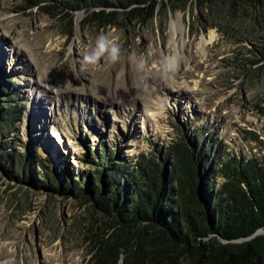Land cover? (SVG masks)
Returning <instances> with one entry per match:
<instances>
[{
    "label": "rangeland",
    "instance_id": "rangeland-1",
    "mask_svg": "<svg viewBox=\"0 0 264 264\" xmlns=\"http://www.w3.org/2000/svg\"><path fill=\"white\" fill-rule=\"evenodd\" d=\"M210 1L158 0L153 15L133 4L100 19L92 11L114 9L0 0V67L20 111L2 142L46 158L58 187L0 161V264H89L110 219L61 187L102 168L90 158L100 146L132 165L142 154L168 159L171 142L201 137L213 169L264 162V61L248 49L264 38V8ZM224 180L217 174L214 190Z\"/></svg>",
    "mask_w": 264,
    "mask_h": 264
},
{
    "label": "trees",
    "instance_id": "trees-1",
    "mask_svg": "<svg viewBox=\"0 0 264 264\" xmlns=\"http://www.w3.org/2000/svg\"><path fill=\"white\" fill-rule=\"evenodd\" d=\"M184 1L183 6L190 0ZM207 2L211 1L198 0ZM254 3L264 8V0ZM59 4L71 10L113 8L111 13L92 11L103 19L127 13L133 4H148L146 10L153 15L158 0H61ZM248 49L254 62L264 61V38ZM4 77L0 67V98L5 99L0 100V161L16 176L56 191L46 158L28 150H9L11 141L2 142L20 115ZM209 148L201 137L183 136L167 147L168 159L142 154L132 165L116 162L118 153L107 146L95 148V157L90 158L102 168L79 180H65L61 187L110 216L111 231L96 236L89 264H264V162L229 159L213 169ZM217 174L225 180L214 190Z\"/></svg>",
    "mask_w": 264,
    "mask_h": 264
},
{
    "label": "bare ground",
    "instance_id": "bare-ground-1",
    "mask_svg": "<svg viewBox=\"0 0 264 264\" xmlns=\"http://www.w3.org/2000/svg\"><path fill=\"white\" fill-rule=\"evenodd\" d=\"M178 26H179V21L177 20V21H173V29H174V33H176L177 32V29H178ZM213 37V34L211 35V38ZM215 38V37H214ZM174 43H175V45L177 46L178 45V40H175L174 41ZM206 42L205 41H202V42H200V49H201V51H205V49H206ZM176 51H177V55H175V56H173V57H171L170 58V64H171V66H174V67H176L177 65H178V58H179V55H180V51H179V49L178 48H176ZM170 66V65H169ZM169 72H171V71H169ZM168 77V76H167ZM174 78V77H173ZM169 79V78H168ZM171 84H172V82L171 81H169Z\"/></svg>",
    "mask_w": 264,
    "mask_h": 264
},
{
    "label": "water",
    "instance_id": "water-1",
    "mask_svg": "<svg viewBox=\"0 0 264 264\" xmlns=\"http://www.w3.org/2000/svg\"><path fill=\"white\" fill-rule=\"evenodd\" d=\"M40 2V1H39ZM94 208V207H93ZM95 209V208H94ZM97 212H100L104 217H106L107 219L109 218L110 219V216L106 215L105 213L99 211L98 209H95ZM262 231H259L258 233H261ZM256 233V234H258Z\"/></svg>",
    "mask_w": 264,
    "mask_h": 264
}]
</instances>
